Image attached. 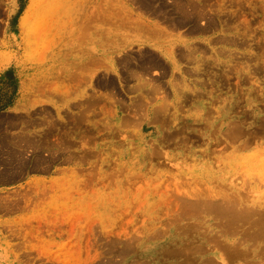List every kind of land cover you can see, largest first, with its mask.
I'll return each mask as SVG.
<instances>
[{
  "label": "rangeland",
  "instance_id": "obj_1",
  "mask_svg": "<svg viewBox=\"0 0 264 264\" xmlns=\"http://www.w3.org/2000/svg\"><path fill=\"white\" fill-rule=\"evenodd\" d=\"M13 87L0 114L24 95L69 132L29 150L64 188L29 192L33 264H264V0H0Z\"/></svg>",
  "mask_w": 264,
  "mask_h": 264
},
{
  "label": "crops",
  "instance_id": "obj_2",
  "mask_svg": "<svg viewBox=\"0 0 264 264\" xmlns=\"http://www.w3.org/2000/svg\"><path fill=\"white\" fill-rule=\"evenodd\" d=\"M186 58L187 56H184V59ZM176 59H179L178 55ZM164 60L169 61L171 65V77H176L175 74L178 72H174L172 60ZM97 84L96 82V86ZM55 91L46 92V104L65 107L73 102L75 109L82 108L81 94L76 89L58 87ZM19 94L22 93L19 92ZM93 100L92 95L85 102L91 104ZM39 110L29 102V97L23 95L17 99V103L9 111L0 114V239H3L5 243L11 242L10 246L6 247L9 264H33L36 257L31 260L32 253H38L29 249V222H31L29 192H46L45 198L36 205L41 203L49 205L59 199L60 192L64 189L60 182L62 172H56V168L50 167L49 160L38 155L29 158V150L36 152L44 149L45 145L39 144L41 139L42 141L48 138L51 140L52 135L57 131L63 135L69 133L63 126L60 128L58 122L54 124L51 131L52 122L44 124L39 121ZM70 126L72 127L70 135L75 138L77 131L81 129V124L73 120ZM35 228L36 226L33 230ZM40 255L44 257L41 264H60L56 258L47 259V255L42 253Z\"/></svg>",
  "mask_w": 264,
  "mask_h": 264
},
{
  "label": "trees",
  "instance_id": "obj_3",
  "mask_svg": "<svg viewBox=\"0 0 264 264\" xmlns=\"http://www.w3.org/2000/svg\"><path fill=\"white\" fill-rule=\"evenodd\" d=\"M10 74H11L10 71L7 72L5 74V78L8 77V76L10 77ZM16 91H17L16 87H13L12 95H11V97H9L8 101H4L3 98H2V94H0V112L4 111L8 106L12 105V103H13V98L12 97H14V95L16 94Z\"/></svg>",
  "mask_w": 264,
  "mask_h": 264
},
{
  "label": "bare ground",
  "instance_id": "obj_4",
  "mask_svg": "<svg viewBox=\"0 0 264 264\" xmlns=\"http://www.w3.org/2000/svg\"><path fill=\"white\" fill-rule=\"evenodd\" d=\"M231 204V203H230ZM210 205V204H209ZM232 206V205H231ZM216 208V207H215ZM253 213V212H252ZM263 213V212H262ZM226 213H224V215H225ZM222 215V214H221ZM227 215H228V213H227ZM258 215V214H257ZM226 216V215H225ZM258 217H261V219H262V221H260L261 223H262V227H263V231H261V234H260V236L262 235L263 236V234H264V213H263V215H261V216H258ZM246 218V217H245ZM258 220V219H257ZM260 225V224H259ZM261 226V225H260ZM261 236V237H262ZM206 264H213L212 262H207Z\"/></svg>",
  "mask_w": 264,
  "mask_h": 264
}]
</instances>
